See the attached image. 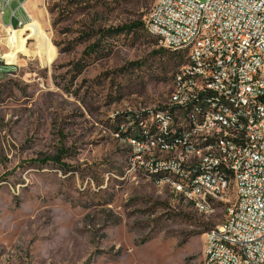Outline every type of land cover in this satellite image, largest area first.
Masks as SVG:
<instances>
[{
    "label": "rangeland",
    "instance_id": "rangeland-1",
    "mask_svg": "<svg viewBox=\"0 0 264 264\" xmlns=\"http://www.w3.org/2000/svg\"><path fill=\"white\" fill-rule=\"evenodd\" d=\"M155 1L35 0V25L26 5L12 27L10 8L0 16V264H204L225 203L201 212L128 171L123 133L182 66L145 29Z\"/></svg>",
    "mask_w": 264,
    "mask_h": 264
},
{
    "label": "built area",
    "instance_id": "built-area-1",
    "mask_svg": "<svg viewBox=\"0 0 264 264\" xmlns=\"http://www.w3.org/2000/svg\"><path fill=\"white\" fill-rule=\"evenodd\" d=\"M24 2L19 3V8L23 10ZM8 8L12 27L13 20L19 24V20L23 19L12 4L0 0V12L5 15ZM145 22L150 23L155 31L168 34V41L159 42L161 46L173 50L174 44L187 45L191 56L207 59V66H201L198 72L204 73V76H218V83L204 84L203 91L223 90L240 96L243 111L234 114L244 113V104H251L249 132H242V124L233 123V120L224 123L223 133L233 136V144L214 147L226 149V156L204 160V164L190 162L180 165L179 162L178 168L184 177L187 169L195 165H221L231 170V154L236 149V142L247 145L245 167L231 170L240 176V183H235L234 200L225 201V206H231V214H226L224 222L215 226L219 228V239L208 241L203 255L207 259L209 250H221V257L211 260V264H234L231 255H225L218 247V240L230 239L243 245L245 253H251V263L245 264H264V142L263 138H257L259 120H264V0H156ZM223 51H231V58H223ZM5 69V65L0 66V72H6ZM188 82L192 81L187 79ZM173 87L174 83H171ZM203 91L184 97L182 102H171L167 97L160 106L172 104L174 118L182 116L183 112H174V104L186 103L188 98H195V102L203 100ZM200 116V124L209 125L211 117H217V114ZM135 127L142 131L148 127L144 121H138V114L135 115ZM155 128L166 129L160 120ZM232 128H240V135H232ZM201 148L207 146L195 143L194 150ZM159 150L158 145L157 149H150L147 140L136 144V151L131 153L135 154V162L130 165V172L137 174L138 156H145L147 162V154ZM148 168L164 170L161 162H155L154 167ZM188 179H194V189L196 184H203V189H209L212 197L214 192L222 191L219 174H203ZM197 198L201 207H205L202 206V194H197ZM205 237L208 234L205 233Z\"/></svg>",
    "mask_w": 264,
    "mask_h": 264
},
{
    "label": "bare ground",
    "instance_id": "bare-ground-1",
    "mask_svg": "<svg viewBox=\"0 0 264 264\" xmlns=\"http://www.w3.org/2000/svg\"><path fill=\"white\" fill-rule=\"evenodd\" d=\"M34 1L27 0L26 2L30 4L31 9H33ZM0 16L3 17L4 12H1ZM31 19L34 17L31 16ZM145 26L148 33L157 38L159 42L168 41L166 32L155 31L148 22ZM167 49L171 50V48ZM173 50H185L187 61L173 76L174 87L171 88L168 95L171 102H182L184 97H190L191 94H201L204 84L218 83V76H204V73L198 72L201 71V66H207V59L191 56L187 45L174 44ZM223 58H231V51H223ZM186 77L192 82L187 83ZM240 111H243L240 96L234 95V93H226L223 90H207L203 91V100L195 102V98H188L186 103L174 104V112H183L182 116L174 118L172 104L159 105L153 109V112L139 113L138 121H144L148 127L142 131L132 125L130 127L131 133L125 136L126 140L130 142L133 151H136V144H142L144 140L150 142V149H157L158 145L160 150L157 153L149 152L147 162L145 156H138L137 175L154 179L157 182L163 179L162 182L169 185L174 193L176 192V195L181 196L201 212H211L218 200L223 201V203L229 201L231 194L233 196L235 194V183H240L239 174L233 173L231 170H239L245 167L247 145L244 142H236V149L231 154V170L229 167L221 165H195L194 168L187 169L186 177H184V173L178 168V163L180 162V165H188L190 162L204 164V160L222 159L226 156V149L214 147L233 144V136L223 133L226 120L241 123L242 132H249L251 128V104H244V113L234 114V112ZM214 114H217V117H211L209 125L200 124V115ZM132 120L130 119L131 123ZM159 120L165 126V130L155 128V124H158ZM232 135H240V128H232ZM181 137L183 138L181 139ZM257 138H263L264 142V120H259ZM195 143L205 144L207 148L194 150ZM181 153H183L182 156ZM134 162L135 154H132L130 165H134ZM155 162H161V167H164V170L148 168L154 167ZM128 171L130 172V166ZM203 174H219L222 178V191L214 192L212 197L209 189H203V184H196V189H194V179L188 178L201 177ZM185 189H189V191L186 192ZM197 194H202V206L205 207H201ZM226 209L227 214H231V206H226ZM206 234L208 237H205L204 245H208V241L219 239V228L214 227ZM218 247L223 249L225 255H231L234 264L251 263V253H245V247L236 244L233 240H218ZM220 257L221 250H209L207 259H204V264H211V260Z\"/></svg>",
    "mask_w": 264,
    "mask_h": 264
},
{
    "label": "crops",
    "instance_id": "crops-1",
    "mask_svg": "<svg viewBox=\"0 0 264 264\" xmlns=\"http://www.w3.org/2000/svg\"><path fill=\"white\" fill-rule=\"evenodd\" d=\"M19 1V3L20 2H24V5H26V7L27 8H29L30 10H31V16H33V12H34V10L33 9H31V7H30V4H28V3H26L27 2V0H18ZM5 3L6 4H10V0H5ZM12 8H14V9H16L17 10V14H18V16L19 17H23L24 19H26V11L25 10H23V9H21V8H19V5H16V6H14L13 7V5H12ZM0 14H1V12H0ZM3 20H6L5 18H4V16H3ZM7 21H9L10 22V19H8ZM32 23H33V25H35V23H34V19H31L30 20ZM30 22V26H32L33 27V29L35 30V32L37 31V29L32 25V23ZM28 29H30L31 30V28H28ZM18 30L21 32V34H22V38H23V41L25 40V37H24V33H23V31H24V29H23V27H21V29L20 28H18ZM37 33H38V31H37ZM8 39H6V43H7V45L10 47L11 46V48H12V45H11V40H10V38H9V41H7ZM22 47V48H21ZM18 48H20L21 50H19V52H17V56H18V58H19V60H20V55L22 54V52H23V54H25L24 53V51H25V48H24V46H22V45H19L18 46ZM45 48H46V54H47V46H46V42H45ZM3 53H5V58H7V60L8 61H11V62H17L18 60H16L13 56H12V53H11V49L10 50H8V51H5V52H3Z\"/></svg>",
    "mask_w": 264,
    "mask_h": 264
},
{
    "label": "trees",
    "instance_id": "trees-1",
    "mask_svg": "<svg viewBox=\"0 0 264 264\" xmlns=\"http://www.w3.org/2000/svg\"><path fill=\"white\" fill-rule=\"evenodd\" d=\"M143 25V22L142 21H137V22H135V23H133V24H131L130 26H128V27H126V30H130V31H134L135 30V28L136 27H140V26H142ZM125 29V28H124ZM145 29H146V27H145ZM112 31H113V29H111ZM111 30H109V32H111ZM116 31H119V30H116ZM147 31V30H146ZM148 32V31H147ZM98 49V45H96L95 46V48H94V50H97ZM164 51V50H163ZM170 57L172 58V57H178V58H180L181 59V61L178 63V65H184L185 63H186V61H187V52L185 51V50H177V51H174V50H170ZM184 60H185V63H184ZM4 64H2V66H3ZM179 70V69H178ZM177 70V71H178ZM176 71V72H177ZM0 73H2V72H0ZM3 73H5V72H3ZM2 73V74H3ZM175 75V74H174ZM127 122H128V120H127ZM134 128H137V127H135V122H134V126H133ZM118 129V128H117ZM137 129H139V128H137ZM130 131L129 132H125V133H123V135L124 136H127L128 134H130L131 133V129H129ZM181 197V196H180Z\"/></svg>",
    "mask_w": 264,
    "mask_h": 264
}]
</instances>
